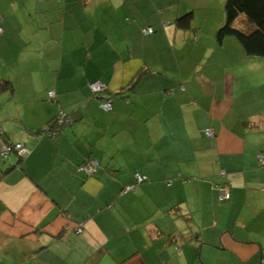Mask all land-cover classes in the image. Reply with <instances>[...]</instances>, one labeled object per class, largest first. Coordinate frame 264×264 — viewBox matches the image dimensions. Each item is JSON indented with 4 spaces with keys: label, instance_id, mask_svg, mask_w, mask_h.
Segmentation results:
<instances>
[{
    "label": "crops",
    "instance_id": "0c3cea01",
    "mask_svg": "<svg viewBox=\"0 0 264 264\" xmlns=\"http://www.w3.org/2000/svg\"><path fill=\"white\" fill-rule=\"evenodd\" d=\"M225 2L0 0V139L30 149L0 159V264H264V57L218 43Z\"/></svg>",
    "mask_w": 264,
    "mask_h": 264
},
{
    "label": "trees",
    "instance_id": "16d2710c",
    "mask_svg": "<svg viewBox=\"0 0 264 264\" xmlns=\"http://www.w3.org/2000/svg\"><path fill=\"white\" fill-rule=\"evenodd\" d=\"M225 14L226 20L216 35L218 43H222L226 36L233 35L241 42L247 55L264 57V0H226ZM192 18L193 13L188 12L178 17L176 23L180 27H189ZM13 88L12 80L0 77V94L7 90H13ZM56 118L57 116L48 123L43 132L48 134L51 132L49 129L56 126ZM63 127L55 128H58L59 132ZM0 134L2 135L1 131ZM131 186H133L131 189L133 190L135 184ZM125 188L126 186L124 191Z\"/></svg>",
    "mask_w": 264,
    "mask_h": 264
},
{
    "label": "built area",
    "instance_id": "2783aa9c",
    "mask_svg": "<svg viewBox=\"0 0 264 264\" xmlns=\"http://www.w3.org/2000/svg\"><path fill=\"white\" fill-rule=\"evenodd\" d=\"M2 19H3V17H2V15H0V33L3 31V27L1 25ZM145 30L147 33H152L154 31V29L152 27H148ZM90 87H91L92 91L96 94L102 93L104 88H105L103 83L100 81H95V82L90 83ZM49 96L51 98H55L56 92L54 90L49 91ZM101 107L106 111H110L113 108V103H112L110 96H106V100L101 103ZM56 122L57 123H56L55 127L64 126L66 123H68V119H67L66 114H64V112L60 113L56 118ZM55 127H52L49 129L51 131V132H49V135L55 136L58 133V128H55ZM205 133L208 136L214 135V132L210 128H207L205 130ZM13 150L18 151L19 154H21L22 156H24L28 152H30V149L26 148L23 145V143L10 144V143L1 142L0 153L2 155L7 156ZM261 160L264 161V157ZM99 164H100V162L97 159L92 158V159L86 161L85 163H83L82 165H80L79 168L81 170L86 171L88 174H92L96 170L97 166H99ZM135 177H136L137 182H143L146 178L145 176L141 175L140 173H136ZM132 188H133V186H131V185L126 186L125 191H129ZM81 232H82L81 228L77 229V233H81ZM22 264H26V263H22Z\"/></svg>",
    "mask_w": 264,
    "mask_h": 264
},
{
    "label": "rangeland",
    "instance_id": "374dc122",
    "mask_svg": "<svg viewBox=\"0 0 264 264\" xmlns=\"http://www.w3.org/2000/svg\"><path fill=\"white\" fill-rule=\"evenodd\" d=\"M102 108V107H101ZM103 109V108H102ZM6 158V156H4V155H2L1 153H0V159H5Z\"/></svg>",
    "mask_w": 264,
    "mask_h": 264
},
{
    "label": "water",
    "instance_id": "95a60500",
    "mask_svg": "<svg viewBox=\"0 0 264 264\" xmlns=\"http://www.w3.org/2000/svg\"><path fill=\"white\" fill-rule=\"evenodd\" d=\"M1 142H2V141H1V139H0V144H1Z\"/></svg>",
    "mask_w": 264,
    "mask_h": 264
}]
</instances>
